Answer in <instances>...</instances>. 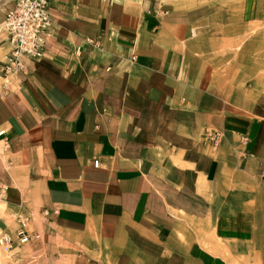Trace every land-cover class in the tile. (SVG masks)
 Listing matches in <instances>:
<instances>
[{
    "label": "crops",
    "instance_id": "1",
    "mask_svg": "<svg viewBox=\"0 0 264 264\" xmlns=\"http://www.w3.org/2000/svg\"><path fill=\"white\" fill-rule=\"evenodd\" d=\"M13 4L0 0V232L20 208L40 233L16 263L264 264L253 0H50L44 53L5 77Z\"/></svg>",
    "mask_w": 264,
    "mask_h": 264
},
{
    "label": "built area",
    "instance_id": "2",
    "mask_svg": "<svg viewBox=\"0 0 264 264\" xmlns=\"http://www.w3.org/2000/svg\"><path fill=\"white\" fill-rule=\"evenodd\" d=\"M50 0H13L10 8L2 22L6 31V40L10 43L9 52L3 56L1 71L6 77L16 72H24L23 58L28 57L38 60L44 53L43 33L50 25V16L47 5ZM87 41L100 47L99 39L86 38ZM80 47L76 48L79 53ZM135 59V56L132 57ZM6 82H4L5 85ZM5 134V129H0V135ZM204 140L209 143L211 149L215 148L220 139L221 133L217 130L207 129L204 133ZM94 165H98V159H94ZM1 192L5 190L0 185ZM31 213L16 209L12 213V221L15 222L13 232H0V247L5 252H11L16 245L29 244L33 240L40 239V233L31 225Z\"/></svg>",
    "mask_w": 264,
    "mask_h": 264
},
{
    "label": "rangeland",
    "instance_id": "3",
    "mask_svg": "<svg viewBox=\"0 0 264 264\" xmlns=\"http://www.w3.org/2000/svg\"><path fill=\"white\" fill-rule=\"evenodd\" d=\"M215 2H217V4H222L223 6L231 5V7L234 9H243L244 7H246V0H198V3H206L208 5L210 4L211 6H213ZM253 5L256 9L257 15H259L260 12H262V15L257 16L256 21L252 22L251 30L245 36V39H249L251 41V44L249 46L251 54H253L254 63L257 67V70L260 74H262L264 73V0H253ZM38 219L34 218L33 221L35 225L39 226L40 221ZM30 227H33L32 223ZM28 247H30V244L16 245L15 249L11 252H5L0 247V264H18L16 262L19 261V254H23L24 252L22 251H25ZM35 256L36 255L34 254H30L26 257L27 260H24L23 263L26 262L25 264H38V260Z\"/></svg>",
    "mask_w": 264,
    "mask_h": 264
}]
</instances>
